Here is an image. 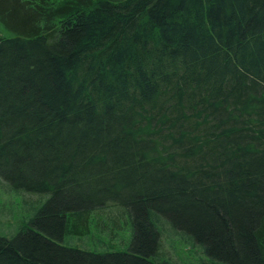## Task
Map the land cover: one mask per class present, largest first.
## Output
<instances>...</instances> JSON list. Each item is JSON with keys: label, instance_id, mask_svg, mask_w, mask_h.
I'll return each instance as SVG.
<instances>
[{"label": "trees", "instance_id": "trees-1", "mask_svg": "<svg viewBox=\"0 0 264 264\" xmlns=\"http://www.w3.org/2000/svg\"><path fill=\"white\" fill-rule=\"evenodd\" d=\"M0 191V264H264V0H0Z\"/></svg>", "mask_w": 264, "mask_h": 264}, {"label": "rangeland", "instance_id": "rangeland-1", "mask_svg": "<svg viewBox=\"0 0 264 264\" xmlns=\"http://www.w3.org/2000/svg\"><path fill=\"white\" fill-rule=\"evenodd\" d=\"M13 201H16V202H20V197H12ZM12 200L9 201V196L7 194H4V192L0 191V205L2 204H6V203H9L12 205L11 203ZM3 206V205H2ZM7 209V208H6ZM13 223V222H12ZM178 254L179 255H188L190 252H189V247H186L182 242H179L178 243Z\"/></svg>", "mask_w": 264, "mask_h": 264}]
</instances>
